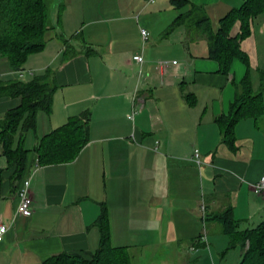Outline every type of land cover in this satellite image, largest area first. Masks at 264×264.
<instances>
[{
    "label": "crops",
    "instance_id": "1",
    "mask_svg": "<svg viewBox=\"0 0 264 264\" xmlns=\"http://www.w3.org/2000/svg\"><path fill=\"white\" fill-rule=\"evenodd\" d=\"M68 1L52 20L44 47L28 55L18 74L49 70L57 88L51 113L38 111L35 128L23 133V176L33 173L29 216H14L22 178L0 148V221L7 226L0 264L94 252L102 205L110 244L126 246L131 264H238L242 249L231 248L237 252L232 257L220 223L207 217L231 207L239 229L264 220V194L252 190L264 171V114L236 123L233 150L216 122L228 113L245 64L234 58L222 73L208 57L205 39H191L183 25L168 31L188 4ZM187 1L201 5L214 28L241 4ZM140 28L148 30L147 39ZM20 102L0 95V119ZM85 111L89 141L74 160L36 166L41 137Z\"/></svg>",
    "mask_w": 264,
    "mask_h": 264
},
{
    "label": "trees",
    "instance_id": "2",
    "mask_svg": "<svg viewBox=\"0 0 264 264\" xmlns=\"http://www.w3.org/2000/svg\"><path fill=\"white\" fill-rule=\"evenodd\" d=\"M178 6L189 8L180 13L168 26V31L176 26H186L190 38H203L208 46V57L216 60L220 72L227 73L234 58L246 66L241 80L234 84L235 97L227 114L216 118L221 140L229 148L235 149V125L245 117L257 119L264 114V69L259 70V86L252 87L250 61L242 49L241 42L251 34V25L256 17L264 13V0H241V4L230 9L213 27L210 17L201 5L176 0ZM62 6V4L60 5ZM61 10V9H60ZM238 31H231L236 23ZM53 26L50 20V0H0V59L6 57L13 70H21L28 55L40 51L45 43V35ZM49 70L28 81L19 79L0 80V95L21 99L18 106L8 109L0 119L1 153L10 164L16 165V173L23 178L27 150L22 146L23 133L34 129L37 112L51 113L53 94L57 88L51 81ZM89 113L70 116L65 123L43 135L35 147L40 165L64 163L74 160L89 141ZM222 227L229 238L227 249L240 247L242 256L238 264H264V220L255 227L239 229L232 208L208 214ZM94 224L100 238L98 248L92 253L59 252L50 255L42 264H131V255L126 246H112L108 228V213L105 205Z\"/></svg>",
    "mask_w": 264,
    "mask_h": 264
},
{
    "label": "rangeland",
    "instance_id": "3",
    "mask_svg": "<svg viewBox=\"0 0 264 264\" xmlns=\"http://www.w3.org/2000/svg\"><path fill=\"white\" fill-rule=\"evenodd\" d=\"M72 1L75 2L76 0H72ZM68 2H69L68 0H50L51 22L57 17L58 13L61 14L62 10H64L67 7ZM61 3H63L62 6H60ZM238 28H239V23L237 22L233 26L231 33L235 34L238 31ZM241 47L250 57L251 77H252L254 91H256L258 89V84H259V70L264 69V13L260 14L257 18L254 19L251 25V34L241 42ZM2 70L5 71L1 73L0 77L5 80L19 79L23 81H28L32 77L25 74L24 77L19 78L17 71L11 68L10 63L6 57H2L0 59V71ZM263 101H264V93H263ZM0 116H2V114ZM20 133H24V132H21V129H19L16 134L17 138L20 136ZM29 133H32V131H29ZM229 251L232 257L234 256V254L237 253L236 251L234 252L233 249Z\"/></svg>",
    "mask_w": 264,
    "mask_h": 264
},
{
    "label": "built area",
    "instance_id": "4",
    "mask_svg": "<svg viewBox=\"0 0 264 264\" xmlns=\"http://www.w3.org/2000/svg\"><path fill=\"white\" fill-rule=\"evenodd\" d=\"M148 2L152 3L155 0H147ZM140 34L143 40L148 38V30L145 28H140ZM134 59L137 62L142 61V56L141 55H135ZM164 62H160V64H163ZM20 76L23 75V72L21 70L17 71ZM193 158L196 162H199V153L198 150L195 149L193 153ZM36 166H39L38 159L36 158L35 162ZM33 177V173H26V175L23 176L21 179L20 186L17 189V205L16 209L14 212L15 217H21V216H29L32 211H33V206H32V197L30 193V185H31V180ZM252 190L256 194H264V171L262 172L259 180L252 186ZM7 231V226L3 224L0 221V242L3 239L4 233Z\"/></svg>",
    "mask_w": 264,
    "mask_h": 264
}]
</instances>
